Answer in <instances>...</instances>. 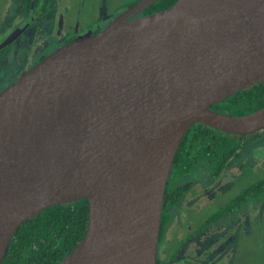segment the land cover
Wrapping results in <instances>:
<instances>
[{"label":"water","instance_id":"water-1","mask_svg":"<svg viewBox=\"0 0 264 264\" xmlns=\"http://www.w3.org/2000/svg\"><path fill=\"white\" fill-rule=\"evenodd\" d=\"M156 1L76 35L0 91V264L24 221L81 199L87 232L57 264H157L189 128L264 129V105L211 108L264 81V0H177L138 15Z\"/></svg>","mask_w":264,"mask_h":264},{"label":"trees","instance_id":"trees-1","mask_svg":"<svg viewBox=\"0 0 264 264\" xmlns=\"http://www.w3.org/2000/svg\"><path fill=\"white\" fill-rule=\"evenodd\" d=\"M98 1V0H97ZM138 0H104L100 19L92 14L91 0L81 7V14L88 15L89 24L83 29L89 30L99 24L100 30L115 16L131 7ZM177 0H158L143 14H150L171 6ZM51 0H19V10L28 18L42 16L49 9ZM79 5H73L72 12L77 13ZM96 18V19H94ZM31 21V19H30ZM82 32V31H81ZM79 32V33H81ZM78 32L68 35L63 43L75 37ZM2 53V52H1ZM264 105V81L242 89L227 99L215 103L211 108L232 115H243L255 111ZM220 109V110H219ZM247 143L246 135L231 134L203 123L193 124L186 132L175 157L168 181L166 196L168 201L163 209L160 240L163 238L164 225L169 209L184 195L185 189L178 184L184 175L192 174L200 163L209 167L211 176L221 177L240 157L242 147ZM248 185V184H247ZM264 199V176L250 183L244 190L230 196L216 211L206 217L207 223L217 222L232 216L243 204ZM89 200L81 199L70 203H60L46 208L35 217L24 221L12 237L2 264H57L66 257L83 239L89 222Z\"/></svg>","mask_w":264,"mask_h":264},{"label":"rangeland","instance_id":"rangeland-1","mask_svg":"<svg viewBox=\"0 0 264 264\" xmlns=\"http://www.w3.org/2000/svg\"><path fill=\"white\" fill-rule=\"evenodd\" d=\"M86 1L51 0L44 17L36 19L27 26V30H23L27 22L25 18H16L19 13L16 1L0 0V42L11 35L18 36L10 47L0 54V89L28 70L42 54L50 53L61 46L68 35L73 32L79 33L87 27L90 16L81 14V7ZM75 4L80 6L77 13L72 12ZM95 4L99 10L97 14L96 10L92 14L97 18L94 19L98 20L103 13L105 2L91 0L90 15L95 9ZM263 143L258 136L249 138L242 147L237 161L226 171L225 176L217 180L209 179V169L205 163H200L204 167L197 168L193 176L184 178L185 184H192L186 192L185 199L171 211L172 229L183 231L184 228H190L189 225L197 227L208 215L213 214L217 207L244 187L237 181L239 178L230 182L227 180L229 177L233 179L244 175V184L249 185L264 176V157L258 153ZM201 185L208 187L206 193H202ZM209 197L210 204L200 213L190 209L192 203L206 205ZM240 210L213 223L208 232L197 235L203 239L194 238L189 241L198 246L203 240L198 249L207 247L213 250L211 254L214 260L211 264H264V200L250 201L248 207Z\"/></svg>","mask_w":264,"mask_h":264},{"label":"flooded vegetation","instance_id":"flooded-vegetation-1","mask_svg":"<svg viewBox=\"0 0 264 264\" xmlns=\"http://www.w3.org/2000/svg\"><path fill=\"white\" fill-rule=\"evenodd\" d=\"M16 1V4L19 8V0H15ZM50 7V6H49ZM145 10V9H144ZM143 11H141L138 15H145L143 14ZM48 11V10H47ZM46 14V12L42 15V16H37V17H33V18H28L25 14H21V11L19 10V13L17 14V17L16 18H25L26 19V25L25 27L23 28V30H27V26L31 25L36 19L38 18H43L44 15ZM116 17V16H115ZM114 17V18H115ZM113 18V19H114ZM31 19V21H30ZM109 23V22H108ZM99 28V24H96L94 27H92L91 29L89 30H85V31H82L81 33H84V32H88V31H94L96 32V29ZM102 29V28H101ZM22 30V31H23ZM20 31H21V28H20ZM98 31V30H97ZM80 34V33H78ZM77 34V35H78ZM8 38V37H7ZM18 38V36H15L14 40L4 49H2L0 51V54L1 52L3 53L5 51V49H7L8 47H10V45ZM71 40V39H70ZM68 42V41H67ZM66 43V42H65ZM62 42L61 45L65 44ZM56 49V48H55ZM54 51V50H53ZM51 53V52H50ZM49 53H45V54H42L39 59L33 63V65H35L36 63H38L40 60H42L45 56H47ZM33 65H31L29 68H31ZM18 78V77H17ZM15 79L9 81L8 83H6V85L4 87H2L0 89V91L5 88L6 86H8L9 84H11ZM258 136L259 139L264 142V140L262 138H264V129H262L261 131H258V132H255V133H252V134H247L246 135V138H247V141L248 139L250 138H253V137H256ZM260 152V155L262 156V158L264 157V143L263 145L258 149V153ZM264 160V159H263ZM237 161V160H236ZM235 161V162H236ZM260 161V159H259ZM258 161V162H259ZM202 165L199 164V167H201ZM233 166V165H232ZM231 166V167H232ZM204 167V166H202ZM196 168V169H197ZM209 169V167H207ZM196 169L194 171H196ZM228 170V169H227ZM226 170V171H227ZM193 171V175L195 174V172ZM225 171V173H226ZM256 171V170H255ZM225 173L221 176H225ZM171 174V173H170ZM192 174H188V175H184L181 177L180 179V182L178 181V184L182 186L183 189H185V193L183 195V197L175 204L173 205L169 211H168V220L166 221L165 225H164V234H163V238L160 240L159 239V250H158V263L157 264H211L212 260H214V257L212 256L211 252L213 251L211 248H207V247H203L201 250L198 249L200 248V245H202V241L201 240V243L200 245H194L192 244L191 242L189 241H192L194 238H201L200 236L197 237V235L201 234L202 233L204 234V232H208V228L210 226H212L213 223L215 222H212V223H207L204 225V228L203 229H198L202 223H204L207 219H205L201 224H199L197 227L195 226H191L189 225L190 228H184V230L182 231L181 229H178V230H173V222H172V218H171V211L172 209L177 205L179 204L183 199H185V196H186V192L187 190L189 189V187L191 186L192 183L190 184H185V181H183L184 178H187V177H190V176H193ZM209 174H210V178L209 179H214V180H217L219 178H214L211 176V173H210V170H209ZM239 178V179H238ZM238 179L237 181H240L242 183V189H239V191H242L244 190L248 185L247 184H244V179H245V176L244 175H241V176H238V177H234L233 179L231 177H229V179H227L228 181L230 182H233L234 180ZM169 181V180H168ZM197 183V181H196ZM204 183V181H203ZM168 186V184H167ZM233 187V185H232ZM202 189V193H206V190L207 188L206 187H203V185H201L200 187ZM211 188V187H210ZM167 190V189H166ZM238 191V192H239ZM237 191L234 193H238ZM201 193V194H202ZM210 196V195H209ZM218 197V196H217ZM201 200H203V198H201ZM264 200V199H263ZM167 201H168V198H167ZM211 202V197H209V201L205 204H200V203H197L194 204L192 203L191 206H190V209L191 210H194L196 211L197 213H200L201 211H203L205 209V207L208 206V204H210ZM167 203V202H166ZM249 203V202H248ZM248 203H245L243 204L240 208H238V210H243V208L245 207H248ZM253 204H256V203H253ZM166 205V204H165ZM164 205V206H165ZM247 205V206H246ZM251 205V204H250ZM257 207V206H256ZM164 209V208H163ZM217 209V208H216ZM240 210V211H241ZM211 215V214H210ZM208 215V216H210ZM163 220V219H162ZM162 227V226H161ZM185 231V232H184ZM203 239V238H201ZM189 242V243H188Z\"/></svg>","mask_w":264,"mask_h":264}]
</instances>
